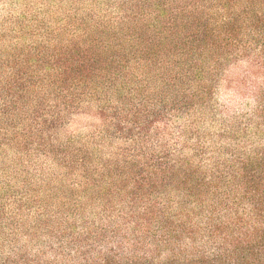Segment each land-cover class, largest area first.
<instances>
[{
  "label": "trees",
  "instance_id": "trees-1",
  "mask_svg": "<svg viewBox=\"0 0 264 264\" xmlns=\"http://www.w3.org/2000/svg\"><path fill=\"white\" fill-rule=\"evenodd\" d=\"M149 4L129 17V38L116 27L108 38V139L152 112L157 135L135 143L157 144L158 155L135 173L108 164L120 184L108 186V214L0 230V264H264V0L137 6ZM99 63L87 50L51 82L53 119L87 108ZM8 93L0 122L13 117ZM222 96L241 103L219 106ZM218 120L223 135L204 134Z\"/></svg>",
  "mask_w": 264,
  "mask_h": 264
},
{
  "label": "rangeland",
  "instance_id": "rangeland-1",
  "mask_svg": "<svg viewBox=\"0 0 264 264\" xmlns=\"http://www.w3.org/2000/svg\"><path fill=\"white\" fill-rule=\"evenodd\" d=\"M138 2L142 0H0V100L6 102L9 90L17 97L11 105L13 117L0 122V230L15 224H59L74 217L81 225L84 217L108 214V186L117 185L108 164L129 163L126 168L131 165L135 173L132 169L157 154V144L135 143L157 135L156 127L151 128L152 112L138 121L129 118L133 127L127 125L123 135L108 139L114 136L108 134L104 71L108 38L114 27L119 35L123 31L121 38H129L127 28L134 18L129 17L153 12L152 4L139 7ZM87 50L98 55L96 68L104 79L93 84L91 90L97 92L90 99H83L86 109L62 122L53 119L57 114L50 108L58 97L50 94L51 82L77 68ZM240 100L230 103V97L222 96L217 104L238 108ZM136 102L144 103L140 97ZM248 110L236 112L241 116ZM220 120L204 134L223 135Z\"/></svg>",
  "mask_w": 264,
  "mask_h": 264
}]
</instances>
